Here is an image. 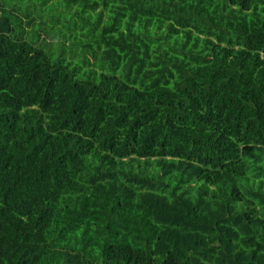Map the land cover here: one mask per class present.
Instances as JSON below:
<instances>
[{
    "label": "trees",
    "instance_id": "trees-1",
    "mask_svg": "<svg viewBox=\"0 0 264 264\" xmlns=\"http://www.w3.org/2000/svg\"><path fill=\"white\" fill-rule=\"evenodd\" d=\"M66 4L0 0V264H264V0Z\"/></svg>",
    "mask_w": 264,
    "mask_h": 264
},
{
    "label": "rangeland",
    "instance_id": "rangeland-1",
    "mask_svg": "<svg viewBox=\"0 0 264 264\" xmlns=\"http://www.w3.org/2000/svg\"><path fill=\"white\" fill-rule=\"evenodd\" d=\"M7 2L10 6H13L14 4L19 7L20 12L25 11L26 13L31 14L35 18L36 22H40L41 20L47 21L45 24L47 25L48 30H46L56 32V34H59V31L57 30L58 26H63L64 29H68L73 22L72 19V21L69 22V19L72 18V11H70V9L68 8L66 0H7ZM95 17L96 15L93 16V20H95ZM52 25H54L53 28ZM34 26L35 28H37V23L34 24ZM64 33H67V31L65 30ZM31 36L32 34L30 33L28 37Z\"/></svg>",
    "mask_w": 264,
    "mask_h": 264
}]
</instances>
